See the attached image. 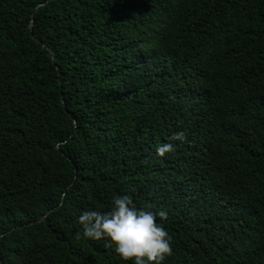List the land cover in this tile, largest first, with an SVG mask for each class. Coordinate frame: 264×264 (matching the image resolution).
I'll return each mask as SVG.
<instances>
[{"label": "trees", "instance_id": "16d2710c", "mask_svg": "<svg viewBox=\"0 0 264 264\" xmlns=\"http://www.w3.org/2000/svg\"><path fill=\"white\" fill-rule=\"evenodd\" d=\"M48 1L0 0V264H130L76 223L125 194L163 264H264V0Z\"/></svg>", "mask_w": 264, "mask_h": 264}, {"label": "clouds", "instance_id": "9594fccd", "mask_svg": "<svg viewBox=\"0 0 264 264\" xmlns=\"http://www.w3.org/2000/svg\"><path fill=\"white\" fill-rule=\"evenodd\" d=\"M170 141L184 140V133L177 131L169 137ZM172 142L163 143L155 149L157 157L175 150ZM166 213H154L137 208L133 199L125 194L113 197L110 209L106 212L85 210L76 218L82 235L92 241L104 240V247L112 249L122 261L130 264H163L166 257L172 254L170 237L157 223ZM244 255V263L248 261Z\"/></svg>", "mask_w": 264, "mask_h": 264}, {"label": "water", "instance_id": "95a60500", "mask_svg": "<svg viewBox=\"0 0 264 264\" xmlns=\"http://www.w3.org/2000/svg\"><path fill=\"white\" fill-rule=\"evenodd\" d=\"M49 1H51V0H49ZM49 1H48V2H49ZM31 35H32V36H34V35H33V33H32V31H31ZM44 218H45V216H44V217H42V219H44Z\"/></svg>", "mask_w": 264, "mask_h": 264}]
</instances>
